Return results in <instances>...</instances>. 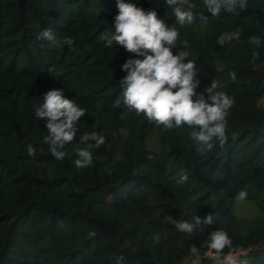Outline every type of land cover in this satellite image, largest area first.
Returning <instances> with one entry per match:
<instances>
[{"label":"trees","instance_id":"obj_1","mask_svg":"<svg viewBox=\"0 0 264 264\" xmlns=\"http://www.w3.org/2000/svg\"><path fill=\"white\" fill-rule=\"evenodd\" d=\"M124 2L157 11L178 30L174 54L188 42L197 92L215 80L234 101L226 139L199 152L191 127L166 128L124 104L121 66L143 57L98 39L114 31L117 0H0V264H116L120 256L122 264H220L207 247L218 229L232 240V254L246 252L237 264H264V105L239 107L264 97V0L216 16L204 0H189L194 19L184 25L165 0ZM44 29L74 43L40 41ZM238 29L239 39L217 43ZM53 88L86 111L63 160L50 154L47 120L34 112ZM84 132L105 142L89 141L93 163L80 169ZM210 213L214 223L191 235L176 228Z\"/></svg>","mask_w":264,"mask_h":264},{"label":"clouds","instance_id":"obj_2","mask_svg":"<svg viewBox=\"0 0 264 264\" xmlns=\"http://www.w3.org/2000/svg\"><path fill=\"white\" fill-rule=\"evenodd\" d=\"M172 8L176 21L180 25L191 24L195 7L189 0H165ZM207 10L213 15L221 11L238 12L247 7V0H204ZM118 14L114 18V31L101 32L98 39L107 47L114 44L125 51L135 54L122 64V71L126 75L119 81L124 104L137 114H144L150 121L164 125L166 128L187 125L193 129L190 138L198 145L199 152H205L213 147V139L222 144L226 139V117L234 101L224 92L217 91L218 82L212 81L203 92H197L200 86L196 64L188 59L189 53L184 51L188 47L187 41H182V49L177 54L173 49L177 46L179 32L170 27L158 17L155 10H145L135 3H125L117 0ZM240 30L222 34L217 43L223 46L233 39H239ZM40 41H49L57 46L74 43L72 37L58 40L51 29L42 30L38 37ZM250 43L259 46L261 39L256 36L249 38ZM43 47V44L40 45ZM257 56L258 53H254ZM51 72V69H49ZM235 78V74H231ZM42 103L35 108L37 120L46 119L49 133L44 137V143L49 146L50 154L57 160H63L65 146L74 141L81 117L85 109L77 105L73 99L64 95L62 89H50L42 96ZM122 118L123 115H122ZM100 147L104 142L103 135L97 132L87 133L81 137V143L86 147L78 150L75 164L80 169L88 168L93 163L90 151L92 144ZM29 156H35V149L31 144L27 147ZM188 180L187 174L181 177V182ZM247 193L241 191L238 196L244 199ZM214 217L210 213L206 217L195 216L177 222L179 232L193 234L201 225H211ZM209 259L219 261L220 264H237V258L232 255L233 244L227 232L215 230L208 235ZM225 249L228 253L225 254ZM193 255L199 254L197 246L192 245ZM123 256L116 258V264H122Z\"/></svg>","mask_w":264,"mask_h":264},{"label":"rangeland","instance_id":"obj_3","mask_svg":"<svg viewBox=\"0 0 264 264\" xmlns=\"http://www.w3.org/2000/svg\"><path fill=\"white\" fill-rule=\"evenodd\" d=\"M264 105V97L259 99V100H256V101H253V102H250V103H247V104H243V105H240L239 107H242V108H252V107H259V106H262ZM240 214H243V213H246L247 212V208L245 207H239L238 210H237ZM246 252L245 251H239V253L237 254H232L234 255L235 257H237L239 254H245Z\"/></svg>","mask_w":264,"mask_h":264}]
</instances>
